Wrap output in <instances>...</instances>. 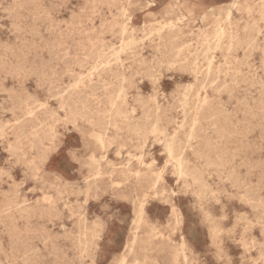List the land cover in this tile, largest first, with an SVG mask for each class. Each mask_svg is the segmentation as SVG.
<instances>
[{
  "label": "rangeland",
  "instance_id": "obj_1",
  "mask_svg": "<svg viewBox=\"0 0 264 264\" xmlns=\"http://www.w3.org/2000/svg\"><path fill=\"white\" fill-rule=\"evenodd\" d=\"M234 1L0 0V264H264V0Z\"/></svg>",
  "mask_w": 264,
  "mask_h": 264
},
{
  "label": "bare ground",
  "instance_id": "obj_2",
  "mask_svg": "<svg viewBox=\"0 0 264 264\" xmlns=\"http://www.w3.org/2000/svg\"><path fill=\"white\" fill-rule=\"evenodd\" d=\"M154 2V1H153ZM237 2H238V0H235L233 3H232V6H234L235 4H237ZM223 6V5H222ZM110 14V13H109ZM144 15H146V14H144ZM145 17V16H144ZM99 21V20H98ZM144 22V21H143ZM99 24H100V22H99ZM144 24V23H143ZM171 24V23H170ZM42 25V24H41ZM159 27V26H158ZM139 28H140V26H139ZM46 30V29H45ZM176 30V29H175ZM156 31H158V30H156ZM71 32V31H70ZM132 32V31H131ZM154 32V31H153ZM225 34H226V31H225V29H223V28H219L217 31H216V33H215V35H214V38H216V41H217V44L219 45L220 43H221V41L223 40V38L225 37ZM143 35V34H142ZM156 39H157V37H156ZM141 40H143V39H141ZM140 42H142V41H140ZM139 42V43H140ZM216 44V45H217ZM120 45V44H119ZM216 45H215V47H216ZM125 46V45H124ZM139 46V45H138ZM204 46V45H203ZM131 47V46H130ZM158 47V46H157ZM55 48V47H54ZM139 48V47H138ZM183 48V47H182ZM211 48H212V46H211ZM103 49V48H102ZM121 49V48H120ZM127 49H129V48H127ZM263 49H264V47H263ZM54 50V49H53ZM211 50V49H210ZM66 51V50H65ZM77 51V50H76ZM111 51V50H110ZM148 51V50H147ZM151 51H153L152 49H151ZM214 51V50H213ZM44 52V51H43ZM90 52V51H89ZM149 52V51H148ZM115 53H117V52H115ZM114 53V54H115ZM42 54V53H41ZM40 54V55H41ZM210 54H212L211 52H210ZM215 54V53H214ZM52 55V54H51ZM99 55V54H98ZM112 55V54H111ZM120 55V54H119ZM162 55V54H161ZM179 55V54H178ZM181 55V54H180ZM36 56V55H35ZM115 56V55H114ZM118 56V55H117ZM216 56V55H215ZM49 57V56H48ZM99 57V56H98ZM166 57V56H165ZM54 58V57H53ZM67 59V58H66ZM112 59V58H111ZM116 59V58H115ZM110 60V59H109ZM119 60H120V57H119ZM172 60V59H171ZM41 61H43V60H41ZM47 61H50V60H47ZM160 61V60H159ZM162 61H163V59H162ZM106 62H109V61H107L106 60ZM48 63V62H47ZM97 63V62H96ZM176 63V62H175ZM211 63V62H210ZM225 63V62H224ZM41 64V63H40ZM103 64H105V63H103ZM112 64V63H111ZM204 64V63H203ZM57 65H58V63H57ZM213 65V64H212ZM88 67V66H87ZM223 67H224V65H223ZM46 68V67H45ZM48 68V67H47ZM144 68V67H143ZM145 69V68H144ZM96 70V69H95ZM222 70H224V69H222ZM51 71V70H50ZM57 71V70H56ZM61 71V70H60ZM89 71V70H88ZM230 71V70H229ZM117 72V71H116ZM121 72V71H120ZM203 72V71H202ZM226 73L228 72V71H225ZM251 72V71H250ZM47 73V72H46ZM91 73V72H90ZM166 73V72H165ZM40 74H42V73H40ZM61 74V73H60ZM94 74V73H93ZM96 74V73H95ZM159 73H157V75H158ZM212 74V67L211 66H209V68H208V71H207V77H209L210 75ZM220 74V73H219ZM39 75V74H38ZM92 75V74H91ZM90 75V76H91ZM225 75V74H224ZM223 75V76H224ZM42 76V75H41ZM84 76V75H83ZM125 76V75H124ZM137 77H138V75H136ZM198 76H200V75H198ZM197 76V77H198ZM48 77V76H47ZM89 77V76H88ZM195 77H196V75H195ZM36 78V77H35ZM125 78V77H124ZM156 79V78H155ZM37 80V79H36ZM41 80H43V79H41ZM80 80V79H79ZM96 80V79H95ZM160 82H161V79H158ZM171 80V79H170ZM215 80V79H214ZM217 80H218V78H217ZM38 81V80H37ZM58 81V80H57ZM73 81V80H72ZM84 81V80H83ZM156 81V80H155ZM197 81V80H196ZM76 82V81H75ZM85 82V81H84ZM124 82V81H123ZM159 82V83H160ZM217 82V81H216ZM219 82V81H218ZM231 82V81H230ZM41 83V82H40ZM45 83V82H44ZM82 83V82H81ZM86 83H87V81H86ZM89 83V82H88ZM99 83V82H98ZM195 83V82H194ZM209 83V82H208ZM226 83V82H225ZM42 84V83H41ZM78 84V83H77ZM76 84V85H77ZM156 84V83H155ZM188 84V83H187ZM211 84V83H210ZM69 85V84H68ZM195 85H197V84H195ZM213 85V84H212ZM215 85V84H214ZM220 85V84H219ZM47 85H45V87H46ZM75 86V85H74ZM180 86H182V85H180ZM232 86V85H231ZM53 87V86H52ZM73 87V86H72ZM175 87V86H174ZM184 87V86H183ZM191 87V86H190ZM189 87V88H190ZM204 87V86H203ZM211 87V86H210ZM210 87H208V88H210ZM213 87V86H212ZM261 87V86H260ZM47 88V87H46ZM63 88V87H62ZM66 88V87H65ZM77 88V87H76ZM187 89H188V87H186ZM205 88V87H204ZM222 88V87H221ZM44 89V88H43ZM51 89V88H50ZM74 89V88H73ZM79 89V88H78ZM183 89V88H182ZM200 89V88H199ZM206 89H207V87H206ZM218 89V88H217ZM95 90V89H94ZM219 90V89H218ZM220 90H222V89H220ZM79 91V90H78ZM159 91V90H158ZM212 91H214V90H212ZM47 92V91H46ZM50 92V91H49ZM49 92H48V94H49ZM58 92V91H57ZM64 92V91H63ZM66 92V91H65ZM68 92V91H67ZM173 92V91H172ZM178 92V91H177ZM163 93V92H162ZM185 93V92H184ZM219 93V92H218ZM217 93V94H218ZM259 93V92H258ZM64 94H66V93H64ZM72 94V93H71ZM172 94V93H171ZM200 94V93H199ZM54 95H56V94H54ZM59 95H62V94H59ZM153 95H154V93H153ZM164 95V94H163ZM182 95V94H181ZM180 95V96H181ZM221 95V94H220ZM58 96V95H57ZM158 96V95H157ZM183 96V95H182ZM181 96V97H182ZM187 96H188V94H187ZM186 96V97H187ZM200 96V95H199ZM52 96H50V98H51ZM55 97V96H54ZM64 97V96H63ZM72 97V96H71ZM190 97V96H189ZM198 97V96H197ZM49 98V97H48ZM154 99H155V97H153ZM158 98V97H157ZM178 98V97H177ZM195 98H196V96H195ZM208 98V97H207ZM8 100H9V98H7ZM28 99V98H27ZM184 99V98H183ZM211 99V98H210ZM244 99V98H243ZM53 100H55V99H53ZM197 100V99H196ZM29 101V100H28ZM27 101V102H28ZM61 101V100H60ZM70 101V100H69ZM143 101V100H142ZM182 101V100H181ZM188 101H190V100H188ZM188 101H186V102H188ZM241 101H243V100H241ZM26 102V103H27ZM52 102V101H51ZM199 105L197 106V112H196V115L198 116L199 115V113H200V111L202 110V109H204V107L203 106H205V104L207 103V101H206V99H203V100H199ZM74 103V102H73ZM180 103V102H179ZM182 103V102H181ZM193 103H195V102H193ZM173 104H175L174 102H173ZM62 105V104H61ZM172 105V104H171ZM185 105H186V103H185ZM189 105V104H188ZM196 105V104H195ZM207 105V104H206ZM224 105V104H223ZM73 105H71V107H72ZM236 106H237V104H236ZM42 107V106H41ZM44 107V106H43ZM114 107V106H113ZM184 107V106H183ZM188 107V106H187ZM11 108V107H10ZM82 108V107H81ZM185 108V107H184ZM37 109H39V107L37 108ZM36 109V110H37ZM68 109V108H67ZM75 109V108H74ZM181 109H183V108H181ZM193 109H195V107H193ZM210 108H208V110H209ZM251 109V108H250ZM61 110V109H60ZM69 110V109H68ZM34 111V110H33ZM179 111V110H178ZM182 111H184V110H182ZM193 111V110H192ZM249 111V110H248ZM38 112V111H37ZM61 112V111H60ZM83 112V111H82ZM181 112V111H180ZM185 112V111H184ZM1 113V112H0ZM35 113V112H34ZM34 113H33V115H34ZM187 113V112H186ZM20 114H21V112H20ZM31 114V113H30ZM36 114V113H35ZM150 114H151V112H150ZM192 114H194V113H192ZM159 115V114H158ZM190 115H191V113H190ZM189 115V116H190ZM28 116V115H27ZM186 116V115H185ZM200 116V115H199ZM219 116V115H218ZM217 116V117H218ZM225 116H227V115H225ZM25 117V116H24ZM69 117V116H68ZM191 117V116H190ZM196 117V116H195ZM215 117V116H214ZM146 118V117H145ZM199 118V117H198ZM198 118H195V120H194V123L192 124V125H195L196 124V122H197V119ZM30 120V119H29ZM216 120H217V118H216ZM219 120V119H218ZM22 121V120H21ZM37 121V120H36ZM159 121V120H158ZM188 121V120H187ZM9 123V122H8ZM18 123V122H17ZM158 123V122H157ZM25 124V123H24ZM30 124V123H29ZM156 124V123H155ZM31 125H33V124H31ZM184 124H182V126H183ZM13 126V125H12ZM180 126V125H179ZM189 126H191V125H189ZM201 126V125H200ZM234 126V125H233ZM73 127V126H72ZM184 127V126H183ZM185 127H186V125H185ZM192 127V126H191ZM236 127V126H235ZM261 127V126H260ZM6 128V127H5ZM135 128V127H134ZM179 128V127H178ZM189 128V127H188ZM212 129V128H211ZM247 129V128H246ZM181 130H182V128H181ZM3 131V130H2ZM6 131V130H5ZM151 131V130H150ZM154 132H156L157 131V128H154V130H153ZM183 131V130H182ZM195 130L194 129H192V131L190 132V134H189V141H187V142H191V140H193L194 139V136H195ZM8 133H9V131H8ZM200 133V132H199ZM233 133V132H232ZM7 135V134H6ZM29 136H30V134H29ZM260 136V135H259ZM161 137V136H160ZM217 137V136H216ZM96 138V137H95ZM186 138V137H185ZM261 139V138H260ZM262 140V139H261ZM99 141L101 142V144L103 145L104 144V139L101 137V138H99ZM170 141H171V139H170ZM169 141V142H170ZM206 141H207V139H206ZM167 142V141H166ZM181 142V141H180ZM214 142H215V140H214ZM175 143H176V141H175ZM195 143V142H194ZM15 145V144H14ZM187 145V144H186ZM16 146V145H15ZM183 147V146H182ZM181 148V147H180ZM254 148V147H253ZM163 149V148H162ZM256 149V148H255ZM168 152H169V156H170V158L174 161V163H175V168H176V170H177V172L179 173V175H186L187 173H188V168H187V164H186V161H185V158H184V156H183V153H182V151L181 150H179V151H177L176 149H175V144H174V142L170 145V147L168 148ZM211 152V151H210ZM5 153V152H4ZM209 153V152H208ZM193 155V154H192ZM243 161V160H242ZM246 163V162H245ZM243 164H241V166H242ZM250 167V166H249ZM230 171V170H229ZM249 172V171H248ZM232 173V172H231ZM236 173V172H235ZM116 174V173H115ZM22 175V174H21ZM227 176V175H226ZM106 178V177H105ZM159 179H160V177H159ZM96 180V179H95ZM219 180V179H218ZM156 183L157 182H155V181H153L152 183H151V185H150V187L151 186H153L154 187V185H156ZM92 184V183H91ZM242 186V185H241ZM178 189V188H177ZM247 194V193H246ZM155 195V194H154ZM176 195V194H175ZM233 196V195H232ZM253 196V195H252ZM249 199V198H248ZM251 200V199H250ZM260 200V199H259ZM249 201V200H248ZM260 202V201H259ZM255 203V202H254ZM146 205V204H145ZM244 205V204H243ZM259 205V204H258ZM147 206V205H146ZM143 207V206H142ZM82 209V208H81ZM139 212H141V211H139ZM264 217V216H263ZM87 219V218H86ZM136 220V219H135ZM259 220V219H258ZM234 221H235V219H234ZM237 222V221H236ZM101 223V222H100ZM56 225V224H55ZM54 225V226H55ZM132 226H133V224H132ZM131 227V226H130ZM135 227V226H134ZM71 229V228H70ZM263 232V231H262ZM65 237H66V235H65ZM64 237V238H65ZM63 238V239H64ZM73 238V237H72ZM68 239V238H67ZM70 239V238H69ZM76 239V238H75ZM79 243V242H78ZM61 244V243H60ZM41 245V244H40ZM39 249H37V251H38ZM21 253V252H20ZM113 255V254H112ZM261 255H264V254H261ZM64 256V255H63ZM119 258H120V256H119ZM23 259V258H22ZM57 259H60V257L59 258H57ZM29 262V261H28Z\"/></svg>",
  "mask_w": 264,
  "mask_h": 264
},
{
  "label": "snow or ice",
  "instance_id": "obj_3",
  "mask_svg": "<svg viewBox=\"0 0 264 264\" xmlns=\"http://www.w3.org/2000/svg\"><path fill=\"white\" fill-rule=\"evenodd\" d=\"M67 159H71V156L66 157Z\"/></svg>",
  "mask_w": 264,
  "mask_h": 264
}]
</instances>
